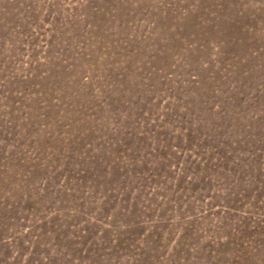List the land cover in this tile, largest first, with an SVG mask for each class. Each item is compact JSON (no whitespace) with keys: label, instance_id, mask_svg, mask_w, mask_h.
<instances>
[{"label":"rangeland","instance_id":"obj_1","mask_svg":"<svg viewBox=\"0 0 264 264\" xmlns=\"http://www.w3.org/2000/svg\"><path fill=\"white\" fill-rule=\"evenodd\" d=\"M0 264H264V0H0Z\"/></svg>","mask_w":264,"mask_h":264}]
</instances>
